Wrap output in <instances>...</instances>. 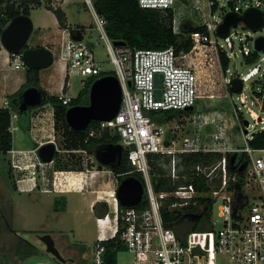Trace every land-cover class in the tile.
Listing matches in <instances>:
<instances>
[{"label": "built area", "instance_id": "built-area-1", "mask_svg": "<svg viewBox=\"0 0 264 264\" xmlns=\"http://www.w3.org/2000/svg\"><path fill=\"white\" fill-rule=\"evenodd\" d=\"M84 1L93 15L100 38L105 42L108 55L115 67V75L121 82L123 90V100L118 114L112 120L101 121V129L109 128L120 133L121 143L128 152L130 164L143 176L144 196L149 201L148 207L144 210H138L137 207L120 209L117 197L120 174L112 169L106 170L114 183V188L106 197L109 212L97 218L100 235L95 242L90 263L106 264L104 242L120 234V240L134 255L133 264H222V259H225L227 264H264V148H254L249 144L256 133L249 132L250 126L253 127L254 124L250 122L245 124L241 107L237 105L229 91L231 79L239 77L243 81V88L238 98L242 102L246 101V96L241 97V94L249 86L253 93V102L258 104L264 113V49H257L254 33L237 34L240 52L246 65L250 67L247 71L237 72L229 77L226 74L229 69L226 71L223 69L221 54H226L229 59L237 55L232 38L234 26L230 28L228 35L223 37L230 51L225 49V44L218 43L217 34V29L228 12L243 13L248 8L255 7L264 14V0H206V7L196 2L194 8L200 16L198 25L205 29L191 33L193 47L189 52L181 54L177 53L173 45L153 49L115 44L107 33V20L95 7V0ZM138 1L144 8L163 11L172 8L175 12L174 30L180 33L178 11L175 7L177 0ZM240 23L243 22L238 24ZM76 32L78 35L85 33L81 28ZM61 34L60 51L54 59L55 63L66 71L68 79L72 75L87 78L103 70L94 45L85 41L83 37L75 36L76 33L70 27H62ZM186 57L188 61H185ZM197 59H202L207 66L220 64L222 84L228 90L225 97L232 103V116L243 135L242 146L233 145L227 122L217 116L195 112L188 118L194 124V133L181 135L179 123H182L185 117L159 124L153 122L148 114L150 110L195 108L203 97L215 99L223 94L216 92L215 87L210 85V82L214 81L213 76L207 79L206 84L199 82ZM250 59L252 60L249 61ZM10 60L16 68L25 67L23 52H10ZM158 74L163 76L160 97L156 86ZM64 88L65 84L57 96L64 104H69L73 97L68 95ZM203 89L206 95L203 94ZM18 118L19 113L12 111L9 128L12 134L20 128ZM258 119L261 124L258 131H262L264 116H259ZM208 124H214L216 130L205 134L204 129ZM205 138L210 140L206 141ZM38 148L29 151L12 148L10 153L13 158L20 155L17 160H13V167L20 170L31 169L35 173L38 165H46L40 160ZM212 151L222 152V159L212 166L198 164L193 169L196 178L207 179L211 187L208 193L199 190L194 182L178 184L172 191L155 189L150 154L170 158L164 166L167 175L176 181L180 176L185 179L188 177L187 174H181L182 167H179L183 154ZM228 152L244 153L247 157L242 184L231 189V182H237L238 177L229 173L226 156ZM32 156L37 159V163L30 162ZM26 161L29 163L25 164ZM93 162L96 164L95 159ZM96 174L90 172L91 176ZM215 179L219 180L218 186H215ZM206 196L212 197L213 205L221 201L218 211V218L222 220L220 228H217L216 219L212 215L213 229L192 230L180 238L173 227L165 224L162 207L166 199L174 198L170 209L183 210L190 205L199 207V197Z\"/></svg>", "mask_w": 264, "mask_h": 264}, {"label": "trees", "instance_id": "trees-1", "mask_svg": "<svg viewBox=\"0 0 264 264\" xmlns=\"http://www.w3.org/2000/svg\"><path fill=\"white\" fill-rule=\"evenodd\" d=\"M43 5L42 0H0V14L5 15V18H13L20 14L31 15V11L35 7ZM95 7L100 15L107 20L106 30L108 35L114 41H123L132 48H153L163 49L168 46H175L178 54L187 53L193 47L191 33L196 30H204L205 27L198 25L190 18L183 19L180 23V33L174 30L175 12L172 8L160 10L155 8H144L139 4L138 0H95ZM52 10L61 27H70L77 34V29L81 28L85 31V27L78 25L72 27L67 23L65 11L60 7H52ZM75 34V36H77ZM250 59L249 61H251ZM221 61L224 69H227L229 58L226 54H221ZM27 73V81L24 86L11 99L21 94L26 87L40 83V69L25 67ZM114 74L113 71H101L97 75H92L86 80V84L82 87L76 97H73L69 104H64L57 95H52L47 92L49 100L54 108L55 113V129L62 132L61 149L78 150L84 149L90 155H94L96 148L99 145L107 143H119L121 141L120 133L113 132L109 128L101 129V121L92 120L85 130H76L69 126L66 120L67 109L74 105H88L90 103V87L91 84L99 77L104 75ZM64 91H67L65 85ZM46 102V103H47ZM13 108L0 107V152L8 154L13 148V134L10 131L11 112ZM185 110L168 109V110H150L148 114L153 122L164 124L183 117ZM22 124V123H21ZM22 126L30 129V123L24 122ZM94 132V134H92ZM249 144L254 148H264V130L258 131L249 141ZM236 155V156H235ZM228 160V170L230 175L236 174L237 182H231L230 189L235 186H240L244 177V170L240 167L247 159L244 153L226 154ZM235 156V157H234ZM223 157L222 152H194L183 154L180 161L181 174H187L185 179L182 176L174 181L167 175V169L164 164L168 163L170 158L165 156L162 158L159 154H150L149 159L152 166V180L157 191L168 190L172 191L176 185L181 183L194 182L197 188L208 193L211 190L206 178H196L193 169L198 164L212 166L219 162ZM65 166L62 164L60 153L57 152L55 157L56 169ZM99 168H104L102 164H98ZM120 174V180L125 176L134 175L141 179L143 176L140 172L133 169L128 159L127 150L123 153V163L119 169L107 167ZM219 180L215 179V186H218ZM174 201L171 197L165 200L162 207L165 224L173 227L180 238L192 230H208L213 229V199L210 196L199 197V207L187 206L181 209H170L169 206ZM58 200L55 202L57 206ZM205 206H204V205ZM149 201L146 196L143 197L141 203L137 206L138 210H144L148 207ZM125 207L120 204V209ZM97 216H104L109 212V204L106 201L97 202L94 206ZM3 216L0 211V217ZM105 254L104 259L106 264H118V254L121 251L127 250V246L120 240V234L114 238H110L104 242ZM37 247L20 238L15 249L16 254L22 259H27L34 255Z\"/></svg>", "mask_w": 264, "mask_h": 264}, {"label": "rangeland", "instance_id": "rangeland-1", "mask_svg": "<svg viewBox=\"0 0 264 264\" xmlns=\"http://www.w3.org/2000/svg\"><path fill=\"white\" fill-rule=\"evenodd\" d=\"M18 1V0H13ZM43 5L37 8H34L31 13V18L34 22V28L39 29L41 27H47L48 29L57 28L56 25V16L54 13L48 11L49 5L52 7H60L64 8L68 15L69 25L72 27H76L78 25H82L85 27V35L84 39L91 41L96 46V56L100 61L102 68L105 71H113L115 72L114 64L111 62L110 57L108 55L105 42L102 38H100V34L96 29V24L93 18L92 13L90 12L87 4L84 0H42ZM64 2V3H63ZM206 5V0H178L175 4V7L178 11L177 21L181 22L183 19L190 18L195 23L198 24L200 20V16H198L197 10L194 8L195 3ZM62 8V9H63ZM63 9V10H64ZM218 13L219 11L216 10ZM35 30L31 35L29 40V44L33 43V39L35 37ZM255 34V36H264V27L258 31L252 30L245 25V23H240L233 27L232 38L235 42V51L237 55H234L233 58L229 59L227 69H223L226 71L227 76L232 77L237 72L247 71L250 65H246L243 54L240 52V43L237 34ZM218 43L225 44V49L230 51L227 47L226 42L223 37L218 36ZM215 54V53H214ZM216 56V54H215ZM195 57V56H193ZM205 59V56H204ZM185 61H188L187 57ZM198 64V70L201 73L202 78L209 79L212 78L215 82L222 81V69L220 64L216 66H207L203 63V60H196ZM22 68L20 71H24ZM42 76L44 79L48 76L50 72V67L42 68ZM71 85H70V94L76 96L80 90L82 89L83 83L82 78L79 76L72 75L70 77ZM41 83H43L41 81ZM222 84V83H221ZM204 87V86H203ZM216 92H222L220 97L215 99H210L207 97H203L198 101V104L195 106L193 111H184L183 117H185L182 123H179V134L181 135H192L194 133L195 127L194 124L191 123L192 120H188L195 112L201 113L203 115H212L217 116L223 120H225L228 124L233 123L235 127L229 130L230 139L233 142L234 146L243 145V135L236 125V121L232 116V103L231 101L225 97V94L228 93V90L223 86L216 87ZM204 91V95L207 93ZM234 100L237 102V105L241 107V112L244 117V120H247L251 124H254L253 127L250 126L249 132L255 133L261 128V124L259 122L258 117L264 116V113L261 112L259 105L256 104L253 99V93L250 87H246L242 92V96H246V101L242 102L238 96H240V92H232ZM47 124L43 127L46 129L45 134L47 135L45 140H54L59 149L60 156L62 158V164L65 166L60 167L62 169L73 170L74 172L80 171L87 172L85 174L84 186L85 188L95 189V195H99V199L102 201H106V197H108L109 191L113 190L114 183L110 182L108 172L104 171V168H99L98 164H95L94 157L89 153L80 150H66L61 149V140H62V132L57 131L56 129L53 131V118L46 119ZM43 130V129H42ZM40 130V131H42ZM210 131L205 126L204 132ZM14 144L17 147H33V141L28 133V131L24 128H20L14 131ZM51 135V136H50ZM8 156L0 153V206L3 205L8 209V211H4V217L0 220V264H20V259L18 258L15 262V259L12 257V245L17 244L18 239H26L32 241L37 244L38 250L36 253L27 258L22 264H38L48 262L51 264H62L58 262L56 259H52V257L46 252L45 248L42 245L41 240L37 239L39 234L45 232H51L53 234L63 235L67 238H71L74 241V233L72 231L75 226L80 225V229L86 232L87 235L91 234L92 229H95V236L98 232L97 223L95 222H86L82 216L78 218L74 215L75 211L71 210L67 213H56L54 211V193L52 192H43L40 188H37L33 192H19L14 187L13 177L10 173ZM31 162V161H30ZM29 163L26 161L25 164ZM55 165V163H54ZM44 166V168L38 169L37 176L43 174L53 175V167ZM38 168V166H37ZM56 168V167H55ZM27 170V168L25 169ZM108 170V169H105ZM96 172L97 176H95V183L92 185V178L88 180L90 172ZM75 174V173H74ZM80 175V174H79ZM101 175V176H99ZM18 175L15 172V177ZM65 174L62 177L65 178ZM108 177V178H107ZM40 180V179H39ZM71 206L74 209L78 205L83 202L80 200L79 194H74L72 197ZM221 201H218L213 205V216L216 219V226L220 228L222 226V220L218 218L219 205ZM84 215V214H83ZM83 219V221H82ZM18 238H17V237ZM16 237V238H14ZM6 246V248L4 247ZM62 252V250H60ZM65 256H69L71 254L67 249H63V253ZM134 255L127 250L121 251L118 254V264H133ZM225 259H222V264H227ZM69 264H76L75 262H71Z\"/></svg>", "mask_w": 264, "mask_h": 264}, {"label": "crops", "instance_id": "crops-1", "mask_svg": "<svg viewBox=\"0 0 264 264\" xmlns=\"http://www.w3.org/2000/svg\"><path fill=\"white\" fill-rule=\"evenodd\" d=\"M203 6L206 7V5H203ZM35 8H37V7H35ZM48 11L54 13L50 9H48ZM64 11H65V9H64ZM31 13H32V11H31ZM65 13H66V11H65ZM66 16H67V23L69 24L67 13H66ZM10 21H11V18H5V15L2 16V13L0 14V107H6L7 105H9L10 101H11V96L14 95L15 93H17L24 86V84L27 81V73H26V69H25L26 66L21 67V68H16L11 63L10 51L3 45V42H2L1 33ZM56 25H57V28H55V29H48L47 27H41L39 29L34 28L33 32H34V30L36 32L35 37L33 39V43L29 44V47H40V46L48 47L49 49H51V51L54 54V58L56 59V57L60 51V47H61L60 44H61V39H62V34H61V28L62 27L60 26L57 17H56ZM84 35H85L84 33H83V35H78V33H77V36L83 37V39H84ZM85 41H87L88 43L95 46V44L93 42L88 41V40H85ZM55 59H54L53 64L51 66H49L50 72L45 79L42 76V71L40 69V72H39L40 83L38 86H40L41 88H43L45 91L49 92L52 95H58L60 93V90H61L63 84H65V85L67 84L66 85V87H67L66 93L72 97H76L78 94L76 96H73L69 92L70 91V85H71V83H70L71 79L70 78L68 79L66 71L63 70L57 63H55ZM22 68L25 69L23 72L20 71ZM199 74H200L199 75V82L201 84H202V82L204 84H206L207 79L202 78L201 73H199ZM112 75H115V72ZM89 77L90 76H88L87 78L82 77L83 86L86 84V80ZM68 80H69V82L67 83ZM41 81L43 83H41ZM221 83H222V81H221ZM221 83L213 81V82H210V85H212L215 88L216 87L223 88L224 85ZM194 109L195 108H193V110ZM193 110H190V111H193ZM13 111H16V110L13 109ZM190 111H188V112H190ZM16 112H18V111H16ZM50 117H51V119L53 118L52 125L54 126L53 127V131H54L55 130V113H54V108H53L52 104L49 102H47L41 106L32 108L30 110V114H29V118H28V121L30 123V129L29 130L22 126L21 118L19 116V118H18L19 127L24 128L28 131L34 145H33V147H25V148L17 147L14 144V135H13V148L19 149V150H24V151H29L31 149L39 147L42 143H45L48 141H54V140H45L44 139L47 136L45 134L46 129H44L45 128L44 126L47 124V121H45V120L50 119ZM28 121H25V122H28ZM227 125H228L229 130L233 129L235 127V125H233V123H231V124L227 123ZM208 127L210 128V131H208L207 134L216 130V127L214 124L206 125L207 129H208ZM40 130H42V131H40ZM204 133L206 134V132H204ZM208 137H209V135H208ZM205 140L206 141L210 140V138H205ZM243 142H244V140H243ZM119 143H121V141ZM78 150H80V149H78ZM82 150H84V149H82ZM124 151H125V149H124ZM84 152H85V150H84ZM212 152H216V151H212ZM0 153H2V152H0ZM28 154L30 155V152ZM5 155L8 156L10 173L12 174L14 187L16 188L17 191H19V192H33L37 188H40V190L43 192H47V193L52 192V193H54V211L56 213H67L68 214L71 210H74L75 211L74 215L77 217V221H78V218L80 216H82L84 219H86V222H92L93 223L96 220L97 228H98V232L96 233V236H95V229H92L91 234L87 235L86 232H84L80 229L79 224H78V226H75V228L72 229V231L74 233V238H73L74 241L71 240V238H67L63 235L53 234L50 232V234L55 239L56 245L58 246V248L60 250H62L61 253H63V249H67L71 253V254H68L69 256H65L64 254H62L65 258L68 259V257H75L77 260L76 264L91 262L92 254H93V248H94L95 242L97 241V239L100 235V227L98 225L97 218L102 217V216H97V214L95 213L94 206L97 202H103V201L101 199H99L100 198L99 195H95V189L90 190L89 188H87V189L85 188L84 180H85V174L87 175V172L80 171L79 172L80 175H79V174H77L78 171L74 172L71 169L70 170H68V169H56L55 165H54V163H55V158H54V160L52 162H49V163L45 162L46 165H44V166L53 167V169H54L53 173L54 174L53 175H49V174L48 175L47 174L41 175L40 174V176H37L38 175L37 170L44 168V166L38 165V168L35 169V173H33V171L31 169L20 170L18 168L13 167V165H12L13 160L14 159L17 160L20 157V155H17L16 158H13L10 151L8 152V154H5ZM56 155H57V153H56ZM91 156H93L94 159L96 158L95 153H94V155H91ZM24 160H25V158H23V161ZM95 160H96V164H101L97 160V158ZM31 162L37 163V159L34 156H32ZM51 167H49V168H51ZM107 167H104V171H106L105 169H110ZM179 167H181L180 163H179ZM15 172L18 175L17 177H15ZM91 172H93V171H91ZM64 174L66 175L65 178L62 177V175H64ZM99 176H101V175H99ZM91 178H92V185H94L93 183H95V175L94 176L89 175L88 180ZM108 179L110 180V182H112V179L110 176ZM74 194H79L80 200L83 203L78 205L77 207H75L73 209L71 206V202L73 201L71 197ZM57 200H58V203H57V206H55V202ZM6 207H4L3 205L0 206V211L3 214V216L0 217V220L2 217H4V211L5 210L8 211V209ZM82 221H83V219H82ZM45 233H49V232H45ZM45 233L39 234L37 236V239L41 240L39 236L43 235ZM16 237H14V238H16ZM19 239H18V241H19ZM27 241H29V240H27ZM29 242L33 243L37 247L36 243H34L32 241H29ZM41 242H42L43 247L45 248L46 247L45 243L42 240H41ZM17 244H18V242H17ZM17 244L15 245V247H14V245H12V248L10 250L12 251V257H13V259H15V262H17L16 260L19 258L20 264H22L25 262L26 259H22V258H20V256L18 254H16L15 249L17 247ZM4 247L6 248V246H4ZM37 249H38V247H37ZM52 259L54 260L55 258L52 257ZM38 264H40V263H38ZM41 264H51V263H49V261L48 262L44 261L43 263L41 262Z\"/></svg>", "mask_w": 264, "mask_h": 264}, {"label": "water", "instance_id": "water-1", "mask_svg": "<svg viewBox=\"0 0 264 264\" xmlns=\"http://www.w3.org/2000/svg\"><path fill=\"white\" fill-rule=\"evenodd\" d=\"M239 22L245 23L247 27L258 31L264 26V14L255 7L248 8L243 13L228 12L223 22L217 29L218 36L228 35L230 28ZM34 29V23L30 15L20 14L11 19L3 29L1 38L3 45L10 52H23L25 66L29 68H47L54 62V54L48 47H29V40ZM256 47L264 49V36H257ZM115 44H125L123 41H115ZM163 76L156 75V86L159 97L162 94ZM131 85V81H129ZM229 88L232 92H240L243 88V81L239 77L231 79ZM49 100L47 91L40 86L33 84L26 87L20 95L11 99L10 106L19 112L22 124L28 121L30 110L41 106ZM123 100V90L121 82L116 75H104L97 78L90 87V103L88 105H74L67 109L66 120L69 126L76 130H85L92 120L108 121L112 120L119 112ZM187 111L193 107L186 108ZM245 124L248 121L245 120ZM58 148L54 141L42 143L38 148V154L43 162H52L56 156ZM124 146L122 143H107L96 148L95 156L97 160L105 166L119 169L123 163ZM236 156V155H235ZM234 156V157H235ZM245 163L240 167L244 169ZM145 194L144 184L140 178L134 175L125 176L117 187V197L119 203L124 207H137L143 200ZM45 243V250L58 262L66 264L65 258L54 237L50 233L39 236ZM70 260L76 263V258ZM80 264H91L80 263Z\"/></svg>", "mask_w": 264, "mask_h": 264}, {"label": "flooded vegetation", "instance_id": "flooded-vegetation-1", "mask_svg": "<svg viewBox=\"0 0 264 264\" xmlns=\"http://www.w3.org/2000/svg\"><path fill=\"white\" fill-rule=\"evenodd\" d=\"M95 159H96V158H95ZM2 215H3V214H2ZM70 258H71V257H68V260H67L66 264H69V263L72 262V260H70Z\"/></svg>", "mask_w": 264, "mask_h": 264}]
</instances>
